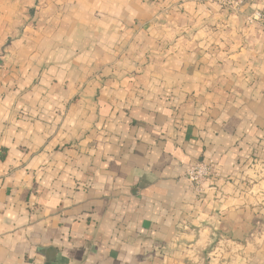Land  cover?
Masks as SVG:
<instances>
[{"label":"crops","instance_id":"0c3cea01","mask_svg":"<svg viewBox=\"0 0 264 264\" xmlns=\"http://www.w3.org/2000/svg\"><path fill=\"white\" fill-rule=\"evenodd\" d=\"M263 8L0 0V264H264Z\"/></svg>","mask_w":264,"mask_h":264},{"label":"built area","instance_id":"2783aa9c","mask_svg":"<svg viewBox=\"0 0 264 264\" xmlns=\"http://www.w3.org/2000/svg\"><path fill=\"white\" fill-rule=\"evenodd\" d=\"M210 4H215L224 9L236 10L243 7L249 0H205ZM252 21L264 26V8L256 15L251 17ZM216 176L213 163L199 161L188 167L186 178L189 185L197 193L202 191V185Z\"/></svg>","mask_w":264,"mask_h":264}]
</instances>
